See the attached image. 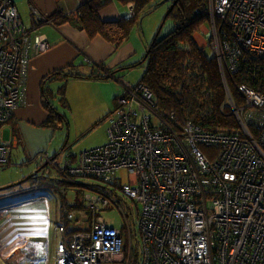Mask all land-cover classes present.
<instances>
[{"label": "built area", "instance_id": "1", "mask_svg": "<svg viewBox=\"0 0 264 264\" xmlns=\"http://www.w3.org/2000/svg\"><path fill=\"white\" fill-rule=\"evenodd\" d=\"M207 16L205 45L226 93L219 110L236 125L208 131L187 120L178 129L146 85L123 82L104 144L60 167L41 157L67 181L90 176L107 182L126 169L129 180L118 187L141 204L135 226L125 221L119 229L96 218L100 203L120 202L116 192L92 186L99 194L89 203L94 219L88 227L67 231L60 223L53 247L31 236L2 241L6 235H0L7 264H49L51 249L54 264H264V0H208ZM29 38L13 0H0V165L11 148L1 127L19 103ZM32 47L43 50L47 43L36 37ZM11 209L0 208V216Z\"/></svg>", "mask_w": 264, "mask_h": 264}, {"label": "crops", "instance_id": "2", "mask_svg": "<svg viewBox=\"0 0 264 264\" xmlns=\"http://www.w3.org/2000/svg\"><path fill=\"white\" fill-rule=\"evenodd\" d=\"M87 1L89 0H13L30 38L25 45L29 61L21 74L19 103L14 109L11 119L1 127L2 139L11 145L10 151L7 153L6 163L8 164L13 160L14 165H21L27 168L28 172H33L40 168V165L46 166L48 164L41 157V154L45 153L57 167H60L65 161L72 164L77 163V155L81 150L104 144L107 141V129L115 117V97L124 92L123 82L138 83L145 67L139 66L141 69L137 74L130 73L128 69L135 67L130 65L143 61L148 45L156 35L159 36L161 26L159 25L160 27L157 29V25L163 16V10L160 9L161 5L164 3L169 5L173 2L172 0H161L158 6L154 8L156 10L151 11L157 12L153 17V24L148 25L145 21L147 20L145 19L146 16L152 14L150 12L140 21L139 27L132 31L129 39L115 49L102 37L90 38L84 30L72 23L64 22L60 25L53 23L51 18L55 14L70 15ZM32 9H36L44 19H37L32 13ZM133 12L132 2L124 4L117 0H110L109 3L100 8L99 17L105 21L118 20L132 16ZM162 18L164 19V17ZM205 29L206 27L201 26L192 36L195 43L204 49L206 46ZM36 37H40L47 43L45 49H33L32 44ZM66 68H73L82 72H86L90 68H97L107 78L82 77L66 80V82L69 80L67 83L69 87L74 85L76 87L70 94L68 112H64L66 119L64 127V125H56L55 120H52L53 123L50 122V114L44 105L45 99L43 97V94H46L47 99L52 101L56 97L53 96L56 94V86L58 89L62 84L57 83V77L48 79L44 83L43 79L54 71ZM136 77H138L137 80H135ZM52 105L58 110L54 104ZM47 121H49V125L46 124ZM59 127H62L63 131L57 132ZM83 129H94L98 138L89 144V147H86L87 145L76 147L78 135L82 133ZM64 145L66 147L63 149ZM61 152L63 156L57 161L56 158ZM120 169L114 171L111 179H117L116 172ZM11 175L13 178L0 181V187L1 185L13 184L22 177L21 175L17 177ZM107 187L109 188V186ZM31 188L33 186L7 190L8 192L0 195V208L12 206L10 213L8 215L6 213V218H4L5 226L3 228L6 227L8 231H3L6 236L2 238V241L8 240V237L14 234H19L20 238L34 237L43 246L48 241L53 247L60 241V237L55 241L56 227L61 223L60 221L69 220L65 219L64 208L67 209V213H73L72 221L74 222L76 214L74 216L75 210H71L70 206L77 208H85L86 206V210H89L87 207L89 208L90 201L78 206L76 204L59 205L57 211L56 209L52 211L50 210V198L43 193L29 197L28 199L34 198L31 202L27 200L23 203H16L17 201L13 200L16 196L23 195L21 191H28ZM108 188L106 190L110 191ZM95 192L99 194V192ZM86 198H92L93 201L96 196L87 195ZM51 212L54 216L58 214L61 218L58 223L54 220L52 236L48 231ZM85 215L84 222L88 224V227L94 218L92 216L87 217V213ZM80 223L81 220L71 228H79ZM4 251L3 249L0 250V263L7 264L3 256Z\"/></svg>", "mask_w": 264, "mask_h": 264}, {"label": "trees", "instance_id": "3", "mask_svg": "<svg viewBox=\"0 0 264 264\" xmlns=\"http://www.w3.org/2000/svg\"><path fill=\"white\" fill-rule=\"evenodd\" d=\"M109 1L89 0L72 14L61 16L57 13L51 19L55 25L72 23L84 30L90 38L100 36L117 49L129 39L143 17L157 7L161 0H117L124 4L133 3L132 16L118 20H101L99 10ZM207 4L208 0H176L173 9L167 15L178 20V26L164 36L156 35L148 45L143 61L130 65L140 66L145 63V70L139 83L146 85L152 92L160 112L173 113L172 125L178 129L187 120L201 125L208 131L226 130V127L236 125L231 116H225L219 110L226 93L215 57L213 54L207 55L205 49L198 46L192 37L204 21H208ZM55 77L64 80L82 77L107 78L97 68H90L86 72L66 68L45 76L43 83ZM256 85L259 87L257 81ZM57 91L59 100L66 103L64 84ZM230 91L235 95L231 85ZM261 91L264 92L263 86ZM43 97L44 105L50 114V122L53 123L52 120H55L65 123V116L53 107L46 94H43ZM46 124L49 125V121ZM65 147L66 145L63 149ZM200 147L206 151L204 147ZM43 166L45 165H40V168ZM96 186L105 190L108 188L101 184ZM12 187H8V191L12 190ZM108 189L110 194H115L110 187ZM23 192L25 191H21V194Z\"/></svg>", "mask_w": 264, "mask_h": 264}, {"label": "rangeland", "instance_id": "4", "mask_svg": "<svg viewBox=\"0 0 264 264\" xmlns=\"http://www.w3.org/2000/svg\"><path fill=\"white\" fill-rule=\"evenodd\" d=\"M166 4L167 3L162 4L161 8H160L163 10V16L162 17H164V19L161 17V20H160L159 24L157 25V29H158V27L161 26L159 29V36H164L167 32L174 29L179 24L178 20H176L173 16L167 15L170 4L169 5H166ZM154 10H156V9H154ZM151 13L152 14L146 16V18H145V19H147L145 21H147L148 25L153 24V17H155L154 15L157 12H151ZM202 26L210 27L209 21H204ZM148 30H149V28H148ZM205 52L209 56H211L213 54L209 46H205ZM140 66L142 68L145 67V63L143 65L140 64ZM141 67L135 66V67L129 68L128 70L132 74H135V73L137 74V72L140 71ZM124 71H127V70H124ZM119 72H121V71H119ZM137 78L138 77H136L135 80H137ZM66 80L67 79L64 80L63 78L57 79V83L59 85L64 84L66 103L59 100V98H58L59 93L57 91L58 90L57 86L55 88V93H56L57 97L52 99L53 104L58 108V112L60 114H63V115H64V112H68L67 109H68V105H69L70 94H71V91H73L76 87L75 85L69 87L67 84V83H69V80L67 82H66ZM139 115H141V114L139 113ZM139 115L137 116V118L135 117V119L137 121L139 120ZM152 121L157 122L155 118ZM54 123H56V125H64V127H65V124L63 122L55 121ZM61 128L62 127H59L57 129V132L63 131ZM96 138H98V136L96 133H94V129H83L82 133H79V135H78V141L75 144V146L80 147V146L87 145L86 147H89L90 146L89 144L93 143L96 140ZM78 142H80L79 145H78ZM62 156H63L62 152L59 153L56 160L57 161L60 160ZM208 156H209L210 160L213 159V155H209V153H208ZM31 172H28V169L22 167L21 165H14V162L12 160L9 164L4 163V164L0 165V181H2L4 179H8V178H13V176L11 174H13L15 177L21 175L22 177L19 179V180H21V179H24L29 174H31ZM116 178H117L116 180L110 179L107 182H104V181H100V180H98L94 177H90V176L89 177L75 176L73 181L67 182V180H65L58 173V171L55 169V167L52 164L48 163V164H46V166H43L42 168H40L39 172L37 173V175L35 177L24 180L20 184L12 187L13 188L12 190H14V189L24 188L27 186H33V188L28 189V191L23 192V195H21L20 197H17L14 194L16 197L13 200L17 201L16 203H23L24 201H27V200H30V202H31L32 200H34V198L28 199L29 197H33V196H35V194L43 193L48 198H50V200H49L50 210L53 211L54 209H56V211H57L59 205H62V206L63 205L68 206L69 205L70 206V205L76 204L78 206L80 204L81 205L87 204L88 201H91V199H92V198H90V199L86 198L87 195L98 196V194L93 190L92 186H95L98 184L106 185V186H109L112 190H114L116 192L115 198L120 202V204L117 205V204L113 203L112 201H109V204L105 206V205H102L100 203L98 205V208L95 210L96 218L102 219L103 222L107 226H112V227L119 228V229H124L123 226L125 225V221H126L130 224L131 228L133 229V227L135 226V224L137 222V219L140 216L141 204L138 201H135L133 199H130V198L122 195L119 187L117 186V183L123 184V183L128 182L129 175H128L127 170L124 168H121L120 171L116 172ZM19 180H16L15 182H17ZM7 190H8V188L4 189V190H0V195L8 192ZM56 195H57V198H56ZM22 207H24V206H22ZM70 209L75 210L74 216L76 214V219L74 220V222L72 220H65L64 221L66 224L67 231L69 230L70 227H74L76 225V223L79 222V220H81L80 226H78L79 230L87 227L88 224H86L84 222V220L86 218L85 214L87 213V217H90V212H88L90 210H86V206H85V208H77L74 206H70ZM87 209H89V208L87 207ZM60 219L61 218L58 214H56V216H54L52 212L50 213L49 230H48L50 236L53 235L54 220L58 223V221ZM4 220L5 219L0 216V232L3 231V227L5 226ZM60 222L62 223V221H60ZM54 237H55V241H57L58 238L60 237L59 232L56 230H55V236ZM54 260H55V250L51 249L50 255H49V264H54ZM0 264H2V263H0Z\"/></svg>", "mask_w": 264, "mask_h": 264}, {"label": "water", "instance_id": "5", "mask_svg": "<svg viewBox=\"0 0 264 264\" xmlns=\"http://www.w3.org/2000/svg\"><path fill=\"white\" fill-rule=\"evenodd\" d=\"M175 3H176V0H174V1L170 4L169 9H168V12L171 11V10L173 9ZM39 170H40V168L35 169L33 172H31V174H29L28 176H26L24 179H21V180L15 182V183H13V184H9V185H6V186H1V187H0V190H2V189H6V188H8V187H10V186L18 185V184H20L21 182H23L24 180H27V179H30V178L34 177V176L39 172Z\"/></svg>", "mask_w": 264, "mask_h": 264}, {"label": "bare ground", "instance_id": "6", "mask_svg": "<svg viewBox=\"0 0 264 264\" xmlns=\"http://www.w3.org/2000/svg\"><path fill=\"white\" fill-rule=\"evenodd\" d=\"M4 230L3 231H5V232H7L8 231V229L5 227V228H3ZM3 231H1L0 232V235H5V233L3 232Z\"/></svg>", "mask_w": 264, "mask_h": 264}]
</instances>
